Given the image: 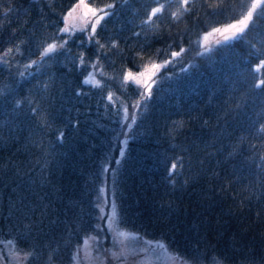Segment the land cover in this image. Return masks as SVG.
Returning a JSON list of instances; mask_svg holds the SVG:
<instances>
[{"label":"trees","instance_id":"obj_1","mask_svg":"<svg viewBox=\"0 0 264 264\" xmlns=\"http://www.w3.org/2000/svg\"><path fill=\"white\" fill-rule=\"evenodd\" d=\"M74 1L0 0V53L18 45V60H39L18 78L0 62V240L34 252L28 264H68L96 228L105 184L121 227L182 259L264 264V86L254 88L264 79V67L255 71L264 0H189L188 11L181 0H86L114 5L91 41V30L59 32ZM253 3L243 33L197 49L201 32ZM53 40L67 44L40 59ZM97 59L101 87L82 82ZM160 60L146 90L122 80Z\"/></svg>","mask_w":264,"mask_h":264},{"label":"rangeland","instance_id":"obj_2","mask_svg":"<svg viewBox=\"0 0 264 264\" xmlns=\"http://www.w3.org/2000/svg\"><path fill=\"white\" fill-rule=\"evenodd\" d=\"M255 1L258 0H254V2ZM78 2L79 0H75L63 14L61 28L65 26L64 16L67 15V13ZM85 4L91 8H101L88 4L86 0ZM86 11L87 9L81 7L73 13V16L69 20L71 33L77 29H83L86 33L91 30V24L94 22V18L91 16V13L85 15ZM102 14L103 13H100V15ZM246 14L244 13L237 20L213 26L201 32L196 40L197 49H206L214 43L225 40L226 37L229 39L232 36H235L237 34L236 30L228 28L227 26L236 23ZM217 28L220 29L219 32L213 31V29ZM63 34L66 35L68 33ZM3 52L0 53V56L3 55ZM4 59L8 61L7 64L10 67L12 78L21 77V73L24 75L33 65H35L32 64L31 67L25 68L24 66L26 64L31 63V61H39L37 59L20 61L13 55V53ZM92 63L94 62H91L90 65ZM153 63L162 65L163 61L149 62L135 70H128L135 76V79H130L129 81L134 83L139 81L137 84L141 87V89L143 88L146 90L149 87L154 72L159 68L153 69L151 67ZM90 65L86 77L89 72H92L95 75V73L100 70L98 66H96V68H92ZM146 65L148 66L147 68L145 67ZM128 71L123 73V81L124 74ZM141 72L144 73L143 76L139 75ZM7 83L8 82L0 85V90L4 89ZM130 117L131 114L129 115L127 110V118ZM101 189H103V191H101ZM113 203V200L108 195L107 187L103 184L100 188L97 200L96 228L93 232L84 235L80 242L76 244L72 250L71 259L68 264H194L170 252L162 243L153 239L142 237L134 231L121 227L117 222L116 212L113 214ZM89 237H94L95 239H88ZM85 239H88L87 244L84 243ZM0 241L6 242L8 240L1 239ZM17 251L18 250L13 248L12 245H8L6 247L4 244H0V256H3V259L0 260V264H28L23 259L24 252L18 251L20 253L19 257L14 255V252Z\"/></svg>","mask_w":264,"mask_h":264},{"label":"snow or ice","instance_id":"obj_3","mask_svg":"<svg viewBox=\"0 0 264 264\" xmlns=\"http://www.w3.org/2000/svg\"><path fill=\"white\" fill-rule=\"evenodd\" d=\"M188 4H189V0H181V7L185 11L189 10L188 9ZM81 7H84L85 9H87L85 15H87L88 13H91V16L94 18V22L91 24V31H90V34L88 36V40L91 41L93 39V37L95 36L97 25H99L100 22L105 19V17H107V16H109L111 14V13H109L107 11V9L113 8L114 5L113 4H107V5H105L104 7H101V8H91L87 4H85V0H79V2L77 4H75L73 6V8L67 13V15L64 16V25L65 26L63 28L59 29L60 33H68V34L71 33L69 20L73 16V13L76 12L77 9H79ZM256 7H257V3H253L252 8L249 9V11L247 12V14L245 16H243L236 23H234L232 25H228L227 27L235 29L237 34L243 33L244 30L248 27L249 23L252 22L253 9H255ZM162 9H163V5H161L160 7H157V8H153L151 13H149L148 18L146 20H144L143 23H145V24L151 23L152 17L156 16V14L161 12ZM8 11H10V9H8ZM100 13H103V14L100 15ZM179 14L180 13H179V10H178L177 12H173L172 16L174 18H178ZM238 25H239V27H238ZM2 27H3V24H2V22H0V28H2ZM81 30H83V29H81ZM213 31L219 32L220 29H218V28L217 29H213ZM233 38H235V36ZM226 39H228V38L226 37ZM95 42L99 45V48L103 49L105 47V45L99 43V40H96ZM66 44H67V40H63L60 43H57L55 40H53L52 43L47 44V46L43 48V50L40 53V59H44L45 57H49L52 54L59 52V50L63 49ZM111 47L112 48H116V47H118V45L115 42H113L111 44ZM14 50H15V52L19 53L20 52L19 46L17 45V46H15V48L9 47L7 50H5L3 52V55L0 56V61H2L3 63H8V61L6 59H4V58L9 56V55H11ZM183 51H184V49H181V52H179V53L178 52H172V56L173 57H178ZM198 54H200V53H198ZM79 61H80V65L83 66L84 65L83 53L80 54ZM36 63H37V61H31V63L26 64L24 67L25 68H29V67L32 66V64H36ZM98 63H99V60L97 59V61L95 63H92L90 66L92 68H96ZM165 63H168V62L166 61ZM145 67L147 68L148 66L146 65ZM151 67L153 69H155V68L161 67V65H157V64L153 63L151 65ZM261 67H264V60L260 61L259 65L256 66L255 71L259 72V69ZM21 75H23V73H21ZM101 75H105V73H103L102 69H101ZM139 75L143 76L144 73L141 72V73H139ZM123 79H124L125 82H127L130 79H135V76H134V74L131 71H128V72H126L124 74ZM82 82L84 84H92L93 87H101L102 86L101 85V81L96 80L95 79V75L92 72H89L88 76ZM137 83H139V81H137ZM262 86H264V79H259L257 81V83L254 85V88L255 89H261ZM148 94L150 95V92ZM141 95H144V94L142 93ZM107 98H108V100L110 102H112L113 101V93L109 92ZM17 104H19V102H17ZM133 107L134 108L135 107H139V105L137 104V105H134ZM33 111H35V110H33ZM124 111H125V118L127 119V107L124 108ZM134 123H135V115L132 116L131 122L128 124V128L130 129L131 125L134 124ZM176 126L177 127H182V124L177 123ZM259 131L264 133V125L260 126ZM58 138L59 139L63 138V132L60 133ZM123 143L126 146V143H127L126 140ZM119 155L121 157H123L125 155V148L124 147H122L120 149ZM262 159H264V158H262ZM116 163L119 164L120 161L117 160ZM176 168H177V163L176 162H172L171 165H170L169 177L172 176V174L175 172ZM101 191H103V189H101ZM114 213H115V204L113 203V214ZM109 219H111V218H109ZM88 239H95V238L94 237H89ZM88 239H85V241H84L85 244L88 243ZM0 244H4L6 247L8 245H12L13 247H15V242L13 240H8L6 242L5 241H0ZM14 255L16 257H19L20 253L18 251L14 252ZM33 256H34V252H31V251H27V252L23 253V259L25 261H27L29 258H31ZM2 259H3V256H0V260H2ZM49 259H51V256L49 257ZM74 259H75V257H74ZM214 264H222V262L220 260L216 259V260H214Z\"/></svg>","mask_w":264,"mask_h":264}]
</instances>
